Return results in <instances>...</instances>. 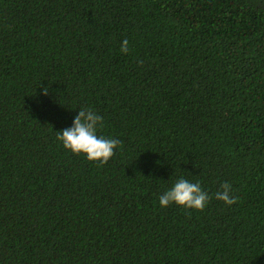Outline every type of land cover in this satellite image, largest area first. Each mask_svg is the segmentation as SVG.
Here are the masks:
<instances>
[{
	"label": "trees",
	"instance_id": "obj_1",
	"mask_svg": "<svg viewBox=\"0 0 264 264\" xmlns=\"http://www.w3.org/2000/svg\"><path fill=\"white\" fill-rule=\"evenodd\" d=\"M84 107L103 166L56 140ZM0 264H264V0H0Z\"/></svg>",
	"mask_w": 264,
	"mask_h": 264
},
{
	"label": "clouds",
	"instance_id": "obj_2",
	"mask_svg": "<svg viewBox=\"0 0 264 264\" xmlns=\"http://www.w3.org/2000/svg\"><path fill=\"white\" fill-rule=\"evenodd\" d=\"M120 51L127 54V40L122 42ZM138 63L142 64V61ZM42 94L47 95L48 89L45 88ZM103 123V117L92 108H80L73 119L72 126L56 132V140L62 144L64 150L73 155L83 156L87 161L103 166L114 155V150L122 146V142L118 139L97 134L98 129L103 127ZM212 198L209 193L202 190L199 182L193 183L181 178L173 187L160 195L158 200L161 208L175 205L184 209L203 211ZM214 198L226 206H231L238 200V197L232 195L229 183L221 184Z\"/></svg>",
	"mask_w": 264,
	"mask_h": 264
}]
</instances>
